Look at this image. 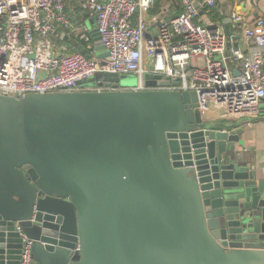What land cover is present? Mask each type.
<instances>
[{
	"label": "water",
	"instance_id": "obj_1",
	"mask_svg": "<svg viewBox=\"0 0 264 264\" xmlns=\"http://www.w3.org/2000/svg\"><path fill=\"white\" fill-rule=\"evenodd\" d=\"M248 124L207 120L194 92L0 95V264H20L16 222L34 264H264Z\"/></svg>",
	"mask_w": 264,
	"mask_h": 264
},
{
	"label": "built area",
	"instance_id": "obj_2",
	"mask_svg": "<svg viewBox=\"0 0 264 264\" xmlns=\"http://www.w3.org/2000/svg\"><path fill=\"white\" fill-rule=\"evenodd\" d=\"M75 2L82 13L94 18L105 58L96 55L87 26L74 25L67 16L72 0H0V95L22 99L33 94L119 90L194 92L203 114L225 108L234 116L256 111L264 99L263 19L244 32L249 48L245 54L228 46L219 26L197 23L200 11L210 14L216 0H182L181 15L162 19L153 39L147 38L143 19L133 25L134 16L149 9L153 0ZM234 19L242 20L238 15ZM65 39L76 40L88 54L67 52L61 45ZM230 63H239L237 76ZM98 74H136L139 85L132 89L113 88L103 81L95 88L82 85ZM148 74L180 85L146 87ZM15 228L23 244L20 264H34L33 241L23 234L19 222Z\"/></svg>",
	"mask_w": 264,
	"mask_h": 264
},
{
	"label": "crops",
	"instance_id": "obj_3",
	"mask_svg": "<svg viewBox=\"0 0 264 264\" xmlns=\"http://www.w3.org/2000/svg\"><path fill=\"white\" fill-rule=\"evenodd\" d=\"M66 13L74 25L84 23L90 32L95 30L94 18L82 13L76 2L73 3V0ZM181 13L182 0H153L149 9L140 11L134 16L133 25L137 26L139 20L143 19L148 27L147 38L153 39L157 37L158 25L162 19L172 20L180 16ZM235 15L242 18L241 22H235ZM258 19L264 20V0H216V7L210 14L200 11L197 23L208 27L219 26L227 37L229 47L234 45L248 54L249 48L242 36ZM89 24H93L94 27L90 29ZM235 36L237 38H234ZM92 42L95 46L94 39ZM61 45L67 52L80 51L86 53L83 45L77 43L76 40L65 39ZM229 65L233 73L238 72L239 63H230ZM230 113L225 108L221 110L211 109L204 116L209 121L222 120L221 116H225L226 120L249 121L241 136V143L245 148L247 157L254 161V166L262 173L263 176L260 179H264V104L261 106L260 103L258 109L249 114L239 112L240 115L234 116Z\"/></svg>",
	"mask_w": 264,
	"mask_h": 264
},
{
	"label": "rangeland",
	"instance_id": "obj_4",
	"mask_svg": "<svg viewBox=\"0 0 264 264\" xmlns=\"http://www.w3.org/2000/svg\"><path fill=\"white\" fill-rule=\"evenodd\" d=\"M92 27H94L93 24H89V28L91 29ZM101 54H103V52H96L97 56H99ZM145 64L146 65L149 64L148 59L146 60ZM120 78H121V88L122 89H132V88L137 87L139 85V76L136 74L121 75ZM102 79H103V75L98 74L96 76V82H102ZM260 103L262 106L264 104V99H262L260 101ZM221 118L224 121H230V120H226L225 116H221Z\"/></svg>",
	"mask_w": 264,
	"mask_h": 264
},
{
	"label": "trees",
	"instance_id": "obj_5",
	"mask_svg": "<svg viewBox=\"0 0 264 264\" xmlns=\"http://www.w3.org/2000/svg\"><path fill=\"white\" fill-rule=\"evenodd\" d=\"M76 0H73V3L75 2ZM81 45V44H80ZM84 47V46H83ZM85 48V47H84ZM75 52H79V53H82V52H80V51H75ZM87 52V51H86ZM72 53V52H71ZM82 54H85V55H87V53H82Z\"/></svg>",
	"mask_w": 264,
	"mask_h": 264
}]
</instances>
